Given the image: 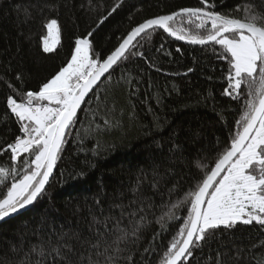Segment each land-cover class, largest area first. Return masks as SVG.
<instances>
[{
	"label": "trees",
	"instance_id": "16d2710c",
	"mask_svg": "<svg viewBox=\"0 0 264 264\" xmlns=\"http://www.w3.org/2000/svg\"><path fill=\"white\" fill-rule=\"evenodd\" d=\"M208 2L215 5L212 10L234 18L245 17L247 4L264 14V0ZM185 7L203 5L201 0H0V166L26 167L27 154L13 162L5 151L21 135L7 106L9 95L21 102L27 91H38L70 59L77 38L91 32L90 55L106 58L133 27ZM51 19L58 22L59 43L45 53L42 38ZM176 26L196 31L194 23L179 19ZM223 56L219 45L185 44L159 29L139 38L82 103L46 191L28 211L0 225V264L38 259L55 264L25 253L38 243L48 249L49 238L55 243L62 234L74 247L73 264H80L81 253L83 264L90 253L103 260L81 241L92 236L94 216H119L112 205L120 203L126 212L140 209L124 218L125 225L139 221L141 230L123 255L130 254L134 264H165L167 249L188 217L191 193L230 147L248 98L247 89L240 99L225 94L230 65ZM217 260L264 264V226L218 227L184 264Z\"/></svg>",
	"mask_w": 264,
	"mask_h": 264
},
{
	"label": "snow or ice",
	"instance_id": "6c2138e0",
	"mask_svg": "<svg viewBox=\"0 0 264 264\" xmlns=\"http://www.w3.org/2000/svg\"><path fill=\"white\" fill-rule=\"evenodd\" d=\"M201 4L203 7H185L169 15L144 20L133 27L106 58L96 59L90 55L92 45L88 37L91 32L88 37L77 38L70 59L43 82L38 91H27L21 102L8 96L7 106L20 123L22 135L7 144L5 151H10L13 162L22 154L27 157L24 159L26 167L20 170L16 166H0V186L6 189L0 192V221L32 205L46 191L45 186L86 97L99 87L102 78L110 77L137 37L159 28L177 40L220 45L223 58L230 65L225 94H235V98L240 99L247 89L248 97L236 121L237 129L231 136L230 147L225 148L214 167L198 183L197 190L191 193L188 217L167 249L165 264H184L193 255V249L219 226L232 228L238 221L244 224L255 221L264 226V14L247 4L245 17L240 19L212 10L215 5L208 0H201ZM178 19L182 23H194L196 31L177 27ZM45 27L43 51L50 53L59 42L60 30L56 19L49 20ZM104 124L107 126L110 121L105 120ZM112 207L119 208L120 215L110 214L103 219L94 216L89 226L92 236L81 241L94 250L96 257H103V260L93 259L90 253L87 264H120L121 259L126 264H134L130 254H123L129 252V243L135 244L139 239L140 222L130 219L125 225L123 221L125 217H135L140 209L126 212L127 206L122 203ZM143 219L141 216L140 221ZM66 235L58 236L55 243L49 238L48 249L42 243L32 245L25 257L35 254L51 258L55 264H73L69 254H75L74 247L64 239ZM130 237L135 239L130 240ZM75 238L81 240L79 234ZM84 259L81 253L80 264ZM35 264H44V259L36 260ZM217 264L222 262L217 260Z\"/></svg>",
	"mask_w": 264,
	"mask_h": 264
},
{
	"label": "water",
	"instance_id": "95a60500",
	"mask_svg": "<svg viewBox=\"0 0 264 264\" xmlns=\"http://www.w3.org/2000/svg\"><path fill=\"white\" fill-rule=\"evenodd\" d=\"M157 29H159V28H157ZM159 30H161V31H163V29H159ZM149 31H151V30H149ZM164 32V31H163ZM166 34H168V33H166ZM144 34H142L141 36H139V37H137L136 38V40L133 42V43H135L139 38H141L142 36H143ZM169 35V34H168ZM170 36V35H169ZM171 37H173V36H171ZM173 38H175V37H173ZM176 39V38H175ZM177 40V39H176ZM179 41H181V42H183V43H185V44H189V45H194V46H204V45H200V44H192V43H190V42H188V41H184V40H179ZM211 44H214V43H208V44H206V45H211ZM131 48V47H130ZM105 78V77H104ZM104 78H102V80L104 79ZM55 168V167H54ZM53 172H54V169H53ZM53 175V174H52ZM52 175L50 176V178H49V182H50V180H51V178H52ZM49 184V183H48ZM48 184H46V188H47V186H48ZM40 197V196H39ZM39 197L37 198V200L39 199ZM36 200V201H37ZM36 201H34L33 202V204L32 205H29V206H26V208L25 209H23V210H20L18 213H16V214H12L10 217H8V218H6L4 221H0V225L2 224V223H4V222H6V221H8V220H10V219H12V218H14V217H17V216H19V215H21V214H23L24 212H26V211H28L34 204H35V202Z\"/></svg>",
	"mask_w": 264,
	"mask_h": 264
},
{
	"label": "rangeland",
	"instance_id": "374dc122",
	"mask_svg": "<svg viewBox=\"0 0 264 264\" xmlns=\"http://www.w3.org/2000/svg\"><path fill=\"white\" fill-rule=\"evenodd\" d=\"M58 43H59V42H58ZM58 43L54 45L53 51L56 49ZM42 46H43V44H42ZM219 46H220V45H219ZM253 223H256V222L253 221ZM236 224H244V223L238 221ZM219 227H224V226H219Z\"/></svg>",
	"mask_w": 264,
	"mask_h": 264
},
{
	"label": "built area",
	"instance_id": "2783aa9c",
	"mask_svg": "<svg viewBox=\"0 0 264 264\" xmlns=\"http://www.w3.org/2000/svg\"><path fill=\"white\" fill-rule=\"evenodd\" d=\"M15 116V115H14ZM16 117V116H15ZM21 135H22V133H21Z\"/></svg>",
	"mask_w": 264,
	"mask_h": 264
}]
</instances>
